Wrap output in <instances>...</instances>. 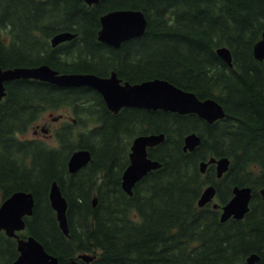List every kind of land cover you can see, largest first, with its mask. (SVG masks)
I'll list each match as a JSON object with an SVG mask.
<instances>
[{
	"label": "trees",
	"instance_id": "16d2710c",
	"mask_svg": "<svg viewBox=\"0 0 264 264\" xmlns=\"http://www.w3.org/2000/svg\"><path fill=\"white\" fill-rule=\"evenodd\" d=\"M121 7L143 9L148 24L144 34L114 47L97 38L99 16ZM62 28L77 36L52 47V34ZM263 30L264 0H101L91 7L83 0H0L3 67L47 62L64 72L102 75L114 68L131 82L161 77L200 98H215L226 112L213 122L196 113L134 106L115 113L91 86L7 81L0 99V200L16 190L34 194L24 233L42 241L61 264H264V59L253 53ZM221 46L230 49L232 64L218 54ZM66 108L80 131L73 130L75 122L64 124L56 130L57 145L23 137L43 111ZM154 131L166 136L150 148L162 165L130 195L122 172L131 141L122 136ZM189 132L201 136L194 150L183 147ZM79 147L89 148L92 159L72 173L68 158ZM209 156L229 157L220 178L214 163L199 170ZM53 180L68 200V235L49 199ZM208 184L215 185L219 204L231 198L234 185H251L249 211L220 220V207L198 205ZM85 252L96 256L78 257ZM252 252L260 259L248 263ZM18 253L16 239L0 231V264H13Z\"/></svg>",
	"mask_w": 264,
	"mask_h": 264
},
{
	"label": "water",
	"instance_id": "95a60500",
	"mask_svg": "<svg viewBox=\"0 0 264 264\" xmlns=\"http://www.w3.org/2000/svg\"><path fill=\"white\" fill-rule=\"evenodd\" d=\"M89 3L99 0H87ZM145 13L138 9H118L101 15L102 28L99 30V38L120 45L125 39L138 36L144 33L147 19ZM74 34L62 32L52 39L53 44L67 39ZM218 54L232 64V53L226 46L217 49ZM253 53L259 59H264V30L261 37L253 46ZM15 78H39L59 83L61 85H89L98 89L103 95L108 107L117 112L122 106L135 105L181 113L196 112L209 121H215L226 115L223 105L214 98H199L196 93L164 78H152L141 82L121 83L120 79L113 73L110 77H102L95 73H59L51 66L43 64L36 67H11L4 68L0 62V99L6 94L5 82ZM164 139V134H150L135 139L130 153L131 164L122 175L123 188L133 193V186L149 170L160 166V161L150 158L147 154V145L154 146ZM201 141L196 133L185 136L184 149H193ZM91 158L88 149H79L69 157V170L76 172L85 165ZM209 162L217 164V175L220 177L230 166L228 156L220 158L211 157L208 162L202 161L200 169L205 172ZM253 188L250 185L233 188V196L222 206L221 220L225 221L231 216L243 218L250 208ZM264 199V187L260 190ZM216 193L214 185L207 186L199 200V205L210 201ZM49 198L52 207L56 210L59 225L65 234H69L67 209L68 200L62 193L57 180H53ZM94 198V204L96 203ZM35 196L30 191L18 190L5 198L0 204V228H4L8 235L18 238V249L20 254L14 260V264H61L59 257L48 252L44 244L35 236L20 237L17 230L25 228V216L31 215L34 211ZM217 207L218 203H214ZM79 257L89 261L95 256L90 253H80ZM260 259V254L252 252L248 255L247 261L254 263ZM217 264H223L222 262Z\"/></svg>",
	"mask_w": 264,
	"mask_h": 264
},
{
	"label": "flooded vegetation",
	"instance_id": "af4514ba",
	"mask_svg": "<svg viewBox=\"0 0 264 264\" xmlns=\"http://www.w3.org/2000/svg\"><path fill=\"white\" fill-rule=\"evenodd\" d=\"M60 31H71V32H73L72 31V29H69V28H63V29H60V30H58V31H56L54 34H56L57 32H60ZM76 33V32H75ZM118 72V71H117ZM109 74V72L107 73V74H104V75H108ZM119 74V73H118ZM120 77H122V76H120ZM124 80H125V78L124 77H122ZM129 81V80H128ZM215 99V98H214ZM110 110V109H109ZM120 111V110H119ZM113 112V111H112ZM63 114V113H62ZM58 118V116H55L54 115V112L53 111H51V110H46V114H44V116H43V118H44V120H46V124H44V126L46 127L48 124H49V122H47V121H50L52 118ZM42 131V130H41ZM39 132H40V130L37 132L36 131V133H38L39 134ZM43 132V131H42ZM192 133H196V132H192ZM46 134V133H45ZM136 134V135H135ZM135 134H133L132 136H128V135H125V134H123V142H129L130 141V138L131 137H133L134 135V139H133V142H132V145L134 144V141H135V139L136 138H138V137H141V136H146V135H150V134H164V132H159V131H154V132H151V133H147V132H136ZM197 135H199L198 133H196ZM200 136V135H199ZM164 137H165V134H164ZM200 139H201V137H200ZM201 142V141H200ZM199 142V143H200ZM198 143V144H199ZM149 145H147V151H148V156L150 157V158H152V159H156V160H159L160 161V163L162 164V162H161V160L159 159V158H157V157H152V155L150 154V149H149ZM130 148H131V146H130ZM79 149H88L90 152H91V150L89 149V148H87V147H79V148H77V149H75V150H73V152H75V151H77V150H79ZM133 150L131 149V152H132ZM73 152L71 153V155L73 154ZM130 152V153H131ZM91 159H92V152H91V158H90V160L85 164V165H87L90 161H91ZM202 161H206V162H208L207 161V159H203ZM201 161V162H202ZM201 162H200V165H201ZM68 163V162H67ZM131 164V159H130V161L127 163V165L125 166V168L123 169V172H122V174H124V171L127 169V167L129 166ZM84 166V165H83ZM215 166H217V164L215 163ZM207 167H208V165H207ZM81 168V167H80ZM80 168L78 169V170H80ZM69 169V168H68ZM77 170V171H78ZM152 170V169H151ZM148 172H150V170L148 171ZM147 172V173H148ZM146 173V174H147ZM145 174V175H146ZM144 175V176H145ZM237 185H239V184H237ZM94 198V197H93ZM96 201H97V199H96Z\"/></svg>",
	"mask_w": 264,
	"mask_h": 264
},
{
	"label": "rangeland",
	"instance_id": "374dc122",
	"mask_svg": "<svg viewBox=\"0 0 264 264\" xmlns=\"http://www.w3.org/2000/svg\"><path fill=\"white\" fill-rule=\"evenodd\" d=\"M101 65H103V63H101ZM63 111L69 113V110H67V109H64ZM56 113H58V111H57ZM67 118H69V116H63V117H61V118H59V119H57V120H54V119L52 118V119H51V122H52V125H51V132H52V134H50V135H45V133L42 134L41 132H39V135H38V136L43 137L44 139H48V140H49L51 143H53V144H57V140H56V138L54 137L53 131H54L55 128L60 127V126L62 125L63 121H64L65 119H67ZM49 126H50V125H49ZM34 128H35V126H33L32 129H31L29 132L23 134V137H32V136L34 135V132H33V131H34ZM81 129H82V126H81V125H78V126H76V127L74 128V130H75L76 132L80 131ZM257 141L260 142V140H257Z\"/></svg>",
	"mask_w": 264,
	"mask_h": 264
}]
</instances>
